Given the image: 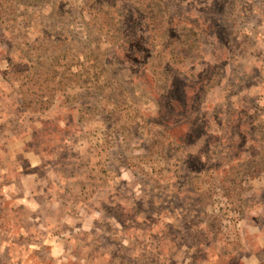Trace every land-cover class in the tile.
<instances>
[{"label": "rangeland", "instance_id": "374dc122", "mask_svg": "<svg viewBox=\"0 0 264 264\" xmlns=\"http://www.w3.org/2000/svg\"><path fill=\"white\" fill-rule=\"evenodd\" d=\"M0 264H264V0H0Z\"/></svg>", "mask_w": 264, "mask_h": 264}]
</instances>
